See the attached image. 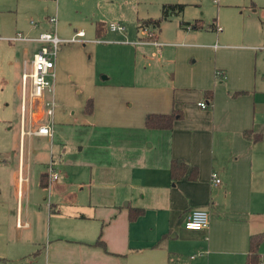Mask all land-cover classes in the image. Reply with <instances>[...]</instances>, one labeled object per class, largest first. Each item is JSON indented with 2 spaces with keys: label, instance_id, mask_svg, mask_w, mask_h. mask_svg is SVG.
<instances>
[{
  "label": "crops",
  "instance_id": "obj_1",
  "mask_svg": "<svg viewBox=\"0 0 264 264\" xmlns=\"http://www.w3.org/2000/svg\"><path fill=\"white\" fill-rule=\"evenodd\" d=\"M0 9H55L51 32L31 21L27 32L37 36L10 40L39 49L41 33L67 40L83 31L77 43L89 42L82 48L92 59L79 71V111L57 98L41 122L51 136L21 140L19 130L18 150H0V264H244L250 236L264 232V20L258 31L233 30L219 9L211 23L180 22L166 36L168 15L145 39L149 29L136 25L134 34L119 22L116 0H0ZM58 9L84 12L87 32L70 23L58 30V18L49 21ZM98 22L123 30L97 38ZM110 46L124 48L109 59L114 68ZM54 73L61 77L58 62ZM173 111L172 129L145 127L149 114ZM172 160L188 166L175 182ZM130 209L142 214L131 220ZM195 209L209 213L207 228L183 226Z\"/></svg>",
  "mask_w": 264,
  "mask_h": 264
},
{
  "label": "rangeland",
  "instance_id": "obj_2",
  "mask_svg": "<svg viewBox=\"0 0 264 264\" xmlns=\"http://www.w3.org/2000/svg\"><path fill=\"white\" fill-rule=\"evenodd\" d=\"M116 3L120 4L122 8L117 9L120 16L119 22L127 31H132L134 34L136 33V18L159 17L161 5L165 3L185 5L182 15H170V20L161 25L166 36L173 33L180 22H193L195 19L201 18L206 23H211L214 18L218 19L219 9H223L224 17L232 21L231 28L233 30L258 31L264 20V0H116ZM253 10L257 11L253 12ZM54 11L55 9H0V150L7 149L9 152L18 150L20 77L25 60L38 50L36 43L10 39L17 34L23 37L37 36L39 32L35 33L36 35L27 32L31 21L36 24L41 22L40 26H45L46 31L51 32L52 26L48 23L47 16ZM106 13L117 14L115 11ZM57 18L58 30L64 28L65 31H69L67 23L76 28L82 26L86 28L85 25L88 21V19H84V12L80 9H58ZM222 28H224L223 24ZM84 30L87 32V28ZM114 37H117L114 38L115 40L125 39L118 35ZM106 38L108 39V37ZM63 43H59L55 58V64L56 62L60 64L61 77L53 79L54 110L58 101L56 99L63 97V99L61 98L62 102L58 101L60 107L64 106L66 112H70L71 109L77 112L82 104L81 96L75 92L78 82L80 83L79 71H83L85 67H88V63L92 62L88 49L82 48L89 45V42L84 46L77 42H68L64 45ZM109 49L112 51L108 53V60L116 54H124V48L110 46ZM97 63H99V58ZM108 65L115 67V63L111 60ZM72 75L74 79L71 78ZM50 117H47V120ZM26 141L25 149L27 148ZM45 149L48 150L47 147ZM7 165L13 167L14 163L9 159ZM1 181H5L4 178Z\"/></svg>",
  "mask_w": 264,
  "mask_h": 264
},
{
  "label": "built area",
  "instance_id": "obj_3",
  "mask_svg": "<svg viewBox=\"0 0 264 264\" xmlns=\"http://www.w3.org/2000/svg\"><path fill=\"white\" fill-rule=\"evenodd\" d=\"M49 21L56 26L57 17L53 15ZM111 31L123 30V27L109 24ZM144 34H150L144 31ZM84 32L77 31L70 39L61 40L56 34L41 33L34 39L40 43L39 49L32 56L29 69L24 68L20 79V120L19 130L21 140L25 136H51L50 126L42 124L44 117H50L54 110L53 100V79L55 76V58L60 42H85ZM12 40H30L18 34ZM219 73L217 72V75ZM201 108H205L204 102L199 103ZM57 175L51 174V179H56ZM215 185L219 179L212 175ZM209 223V213L206 210L195 209L186 214L183 226L188 230H202L207 228Z\"/></svg>",
  "mask_w": 264,
  "mask_h": 264
},
{
  "label": "trees",
  "instance_id": "obj_4",
  "mask_svg": "<svg viewBox=\"0 0 264 264\" xmlns=\"http://www.w3.org/2000/svg\"><path fill=\"white\" fill-rule=\"evenodd\" d=\"M185 5L184 4H163L161 7V16L159 18H148L139 20L137 24V29L144 30L149 29L150 34L145 37V39H154L155 34L151 31V29H158L162 19L166 18L168 15L174 14L178 15L182 13ZM197 28H202L203 21L198 20L193 24ZM211 28L214 27V23L211 24ZM108 29V26L102 22H98L95 25V36L97 38H102L105 36V31ZM153 34H152V33ZM207 96L211 98L212 91H208L206 93ZM238 94H235V96ZM85 113L91 114L92 112V100H88L85 104ZM178 118V113L172 112L170 114H149L145 118V127L147 129H161V130H170L172 129L174 121ZM245 137H249L250 133L245 132ZM258 137H254L253 139H257ZM188 166L185 162L180 160H172L170 163L169 173L170 179L172 182L180 180ZM42 184L45 185V180L42 178ZM142 214L140 209H130L129 210V219L134 220L137 216ZM264 241V232L259 234L251 235L249 238V246L248 252L245 258L244 264H264V256L262 257L259 254V246Z\"/></svg>",
  "mask_w": 264,
  "mask_h": 264
}]
</instances>
